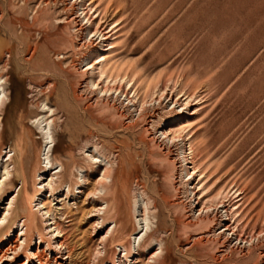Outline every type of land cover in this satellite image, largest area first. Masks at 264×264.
<instances>
[{
    "label": "rangeland",
    "instance_id": "rangeland-1",
    "mask_svg": "<svg viewBox=\"0 0 264 264\" xmlns=\"http://www.w3.org/2000/svg\"><path fill=\"white\" fill-rule=\"evenodd\" d=\"M79 1L0 0V78L8 99L0 112V154L23 148L32 195L31 169L44 162L39 157L44 141L32 121L44 117L53 119L50 159L54 167H66L62 181L80 183L87 172L94 183L105 168L97 165H110L103 201L113 211L106 221L120 230L105 243V253L95 255L110 226L93 229L95 218L82 215L90 209L82 198L51 202L70 264H145L155 252L152 264H264V0H89L91 13L97 12L94 24L100 20L114 35L105 74L95 73L99 88L106 82L107 95L89 86L87 64L98 61L89 36L95 26L87 35ZM123 91L126 99L119 95ZM188 94V113L196 114L184 116L183 132L176 126L173 140H167L159 127L181 110L174 103H185ZM127 98H135V106ZM40 105L57 111L51 116ZM183 144L197 174L189 182ZM92 148L104 163L88 160ZM5 191L0 219L11 199ZM139 196L150 221L140 248L130 237L139 231L131 209ZM69 211L72 221L61 216ZM23 261L20 255L16 264Z\"/></svg>",
    "mask_w": 264,
    "mask_h": 264
},
{
    "label": "bare ground",
    "instance_id": "bare-ground-1",
    "mask_svg": "<svg viewBox=\"0 0 264 264\" xmlns=\"http://www.w3.org/2000/svg\"><path fill=\"white\" fill-rule=\"evenodd\" d=\"M86 2H87V0H80L79 2H77L78 4H76V5L79 8L80 16H82L81 19L86 20L85 21L86 22L85 23V25H86L85 31H86L87 35L91 34V28L93 26H95V29L93 30L92 34L89 36H91V38H93L94 42L96 43V50L94 53L97 54L96 59H98V61L95 63L92 62V64H87L86 70L90 73V74L89 73L88 74L91 76L90 79L88 80V82L90 84L89 86L91 88H92V86L99 88L98 84L96 83V79H95L96 74L95 73L97 71L99 76H103L105 74L102 71V67L109 64V62L111 61L108 58V54H110V52L114 48V46H113L114 40L111 39V37L112 36L114 37V35H112V34L108 35L109 33H111V31L105 32V28L104 29L102 28L103 26L100 24L99 18H98L99 22L94 24L95 23L94 20L96 19L95 18L96 16L92 18V16H94L92 14H95L96 9H95V11L93 10L94 13H91L92 8H93L92 7V1H89L88 4L85 5ZM94 8H96V7H94ZM96 14H97V12H96ZM103 14L106 15V13H103ZM101 17H100V19H101ZM113 31H114V29H113ZM85 36H86V34H85ZM99 51L101 53H99ZM121 68H123V66ZM134 70H136V67H134ZM127 76L125 74L123 76L124 79H126ZM105 78L108 79L109 77L106 76ZM1 79L2 78H0V112H2V108L5 107L6 101L8 100L7 95L5 94V91L3 89L4 87H2V85H1ZM110 79L112 80V78H110ZM142 79H143V77H142ZM171 79H169V80H171ZM128 80H126V81H128ZM120 81H122V80L120 79ZM108 82H110V81H108ZM117 82L119 83V79H117ZM105 83H104V85H105ZM112 84H115V82ZM175 84H177V83H175ZM104 85H101V87L99 88V92H103V94L107 95V92L109 90L103 88L102 86H104ZM107 86H109V85H107ZM126 86H128V85H126ZM166 87H168V86H166ZM132 88L133 87H131V89ZM138 88H139V86H138ZM161 88L162 87H160L159 89H161ZM146 89L148 90V88H146ZM114 90L116 91L118 89H114ZM110 91L112 92L113 90H110ZM120 92H122V91H120ZM152 92H153V90H152ZM121 94H122V96L124 95V98L126 99L127 92L120 93L119 95H121ZM145 94H147V93H145ZM154 94H155V92H154ZM149 95L151 96V94H149ZM129 96H130V93H129ZM185 96H183V97H185V99H184V101H186L185 103L180 102L181 104H178L177 101H180V100H177L176 101L177 103H174V105H178V107L182 106V108L180 107L181 110L180 111L173 110V115L171 116V118L169 120L165 121L163 123L162 127L161 126L159 127L160 132H161V136H163L167 140L168 139L170 140L169 137H171L176 132L175 131V130H177V129H175L176 126L178 127V126L183 124L181 120L184 118V116H192V115L196 114L197 110L196 111L193 110L191 113H188L190 100L189 101H187V100H188V98L192 99V97L191 98L188 97L189 94L185 95ZM115 97H117V95H115ZM132 97H136V96L132 95ZM152 97H154V95H152ZM159 97H161V96H159ZM136 98L138 99V97H136ZM120 99H122V98H120ZM133 99L136 100L135 98H132V99L127 98L128 102L131 104L130 106H132V107L135 106ZM154 100H158V99H154ZM152 102H153V100H152ZM125 103H126V100H125ZM136 104H137V102H136ZM145 104H147V103H145ZM43 105H40V106H42V109H46L49 112V113L47 112L48 114L51 113V116L55 115L54 113L57 110H50V108H45V106L43 107ZM141 105L143 106V104H141ZM194 108H195V106H194ZM173 109H174V107H173ZM135 110H136V107H135ZM41 112H43V110ZM98 113H100V112H98ZM142 116L143 115H141L140 117H142ZM192 118H194V116ZM52 120L49 122V121L45 120L44 117H39V118H35V120L33 119V121H32V123L35 124L36 128L40 131V134L42 135V139L44 141V145L42 146V148L40 150V154H39L40 158L41 157L44 158L43 159L44 162H42V161L40 162L41 168L36 169V167H34L33 169H31L32 171L30 173L31 174V180H32V188H31V190L33 191L32 195H29L30 191L28 192L29 189L27 188L26 172L24 169L23 161H22V158H23L22 155H23V151H24L23 148H19L16 146L13 150H11L9 148L7 150L4 149L2 151V153L0 154V198H1V195L6 192L5 190H8L9 192H11V193H9V195L11 196V199L7 204V208L4 210V214H3L2 219H0V264H16V261L20 257V255L24 256V261L21 264H34V262H36V264H51L49 256L52 254L55 255V257L53 256V259H52L53 264H63L64 262H69L71 260L72 254H71V251L69 249V246L67 245V243L64 240V231L62 230L61 225L54 221L53 214H52V208H51V202H56V204H58V203L67 201L71 198L75 199V200L82 198L81 201L79 200V202H82V205L84 204V205H88L90 207V209L88 211H86L85 213H83L82 215L88 216L87 219L95 218V220L92 224L93 229L96 227L102 228L103 226H105L107 223L106 219L110 216L111 212L113 211L112 207H109V204L107 203V201H103V198L108 197L109 187L107 186L108 184L106 185L105 183L110 182V177L107 175V169L110 167V165H109L108 161H106V163H104L105 160L102 159V157L96 152L95 148H92L93 150H91V152H89L88 155H86V156H87L88 160L93 165L104 163V165L103 164L97 165V168H100V166L101 167L105 166V168L101 172L100 177L97 178L94 183H91L90 182V175H88L87 172H85L80 177V180H81L80 183L76 182L77 184H75V183H72L73 181L72 182L68 181L65 183L64 181H62V177L60 174L65 170L66 167L63 166V163L62 164L58 163L57 167H54V165L52 163L53 160L51 161V159H50L51 158V155H50L51 147L54 146L53 139H52V136L50 133V124L53 122ZM88 121H89V119H88ZM180 127H182V126H180ZM182 129H184V128L182 127L180 130H182ZM120 130H122V129H120ZM178 132H179V130H178ZM182 132H183V130H182ZM186 132H188V130ZM189 133L190 132H188L187 134H189ZM165 139H163V140L165 141ZM171 139L173 140V136L171 137ZM1 141H2V138H1V134H0V144H1ZM32 143H34V142H32ZM90 146H92V145H90ZM180 148H181V152H180L181 154L180 155H182V159H183L184 167H185L183 173L187 177H189V179L187 180L189 182L190 180L194 179V176L197 174L193 168L189 167V165H191V163H190L191 161H189L187 159V156L190 155V152L186 151V149L184 148V144H183V147L180 146ZM67 150H68V156L70 158H72V153H71L72 149L68 148ZM82 151H84V149ZM188 151H190V149ZM15 155L17 156L18 161L16 160ZM42 165H44V167H42ZM81 168H83V167H81ZM67 172H69V171H67ZM15 177H18L19 178L18 180L20 182V186H19L17 191H16V188H14L15 187L14 186V178ZM187 184H190V183H187ZM61 186L65 187V189H66L65 195H63V196L59 195L61 190H62V188L60 189ZM191 191H192V188H191ZM97 202H99V206L95 207L94 204ZM131 209L134 213L137 214L135 216L134 221H135L137 228H139V231L135 232L130 237H131V240L133 241V244L137 243L136 245L138 246L139 243L141 242L143 236L146 234V230L148 229V224L150 222V221L148 222L149 219H148L147 213H146L148 211V209H147L146 203H144V201L140 198V196L136 197L134 199L132 206H131ZM78 211L81 212V208H79ZM61 216L65 217L69 221L74 220L73 217H75V216H72V213L70 211L62 213ZM107 224L110 227L108 228L106 233L100 239L99 245H101V246H100V248L97 249L98 251L95 254L96 256L101 255L102 253H105V243L108 244L111 241V239L114 238L117 233H119L118 230H120V229H119V227L117 229V225L114 222H108ZM225 230L227 231L228 228L225 227ZM120 232H122V231H120ZM143 232H144V234L140 237V234H142ZM13 233H17V235H14ZM12 237L14 239L11 240ZM42 246H44L43 250H42ZM116 246H117V248L122 249V252L124 254L121 256L126 257L128 254V251H127L126 247L124 246V244H120V245H116ZM137 246L135 249L136 253L134 254V257L139 255L140 250L138 251ZM34 248H35V250H33ZM141 248H142V246H141ZM160 248L161 247L159 245V249ZM158 254L159 253H157V252L152 253L151 256H149L147 258V261L145 264H150L151 262H153V260L158 256ZM114 257H116V253H115ZM60 261L63 263H59ZM117 261H119V260H117ZM70 262H69V264H70ZM154 262H156V261H154ZM91 263H93V262H91ZM106 264H114V263L111 261L110 262L108 261Z\"/></svg>",
    "mask_w": 264,
    "mask_h": 264
}]
</instances>
